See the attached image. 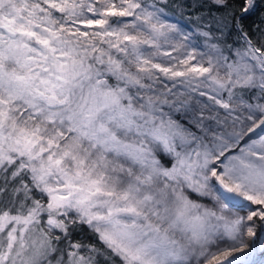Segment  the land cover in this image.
Listing matches in <instances>:
<instances>
[{"label":"snow or ice","instance_id":"obj_1","mask_svg":"<svg viewBox=\"0 0 264 264\" xmlns=\"http://www.w3.org/2000/svg\"><path fill=\"white\" fill-rule=\"evenodd\" d=\"M0 264H264V0H0Z\"/></svg>","mask_w":264,"mask_h":264}]
</instances>
